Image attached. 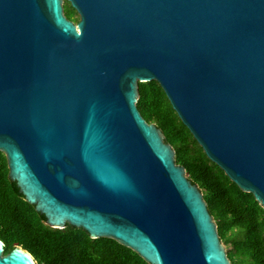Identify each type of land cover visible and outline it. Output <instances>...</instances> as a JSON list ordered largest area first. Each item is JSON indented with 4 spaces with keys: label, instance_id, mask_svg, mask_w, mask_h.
Segmentation results:
<instances>
[{
    "label": "water",
    "instance_id": "obj_1",
    "mask_svg": "<svg viewBox=\"0 0 264 264\" xmlns=\"http://www.w3.org/2000/svg\"><path fill=\"white\" fill-rule=\"evenodd\" d=\"M151 80L264 208V0H0V150L46 223L150 264H233L201 188L137 106ZM0 264L37 261L0 239Z\"/></svg>",
    "mask_w": 264,
    "mask_h": 264
},
{
    "label": "trees",
    "instance_id": "obj_2",
    "mask_svg": "<svg viewBox=\"0 0 264 264\" xmlns=\"http://www.w3.org/2000/svg\"><path fill=\"white\" fill-rule=\"evenodd\" d=\"M64 9L68 18L79 20L68 1ZM137 106L148 122L163 131L165 141L175 149L176 162L201 188L221 240L231 246L227 254L232 263L241 264L236 259L245 258L248 264H264V208L254 195L242 190L208 158L157 80L139 82ZM0 239L6 253L20 245L32 253L37 264H150L113 238H92L85 229L71 224L64 228L47 224L45 214L25 199L9 177L8 160L1 150Z\"/></svg>",
    "mask_w": 264,
    "mask_h": 264
},
{
    "label": "rangeland",
    "instance_id": "obj_3",
    "mask_svg": "<svg viewBox=\"0 0 264 264\" xmlns=\"http://www.w3.org/2000/svg\"><path fill=\"white\" fill-rule=\"evenodd\" d=\"M224 244H225V243H224ZM225 246H226V250H227L228 248L231 247L230 244H229V245H226V244H225ZM236 261H237L238 263H241V264H248V260L245 259V258H237Z\"/></svg>",
    "mask_w": 264,
    "mask_h": 264
},
{
    "label": "flooded vegetation",
    "instance_id": "obj_4",
    "mask_svg": "<svg viewBox=\"0 0 264 264\" xmlns=\"http://www.w3.org/2000/svg\"><path fill=\"white\" fill-rule=\"evenodd\" d=\"M75 22H77V21H75Z\"/></svg>",
    "mask_w": 264,
    "mask_h": 264
}]
</instances>
